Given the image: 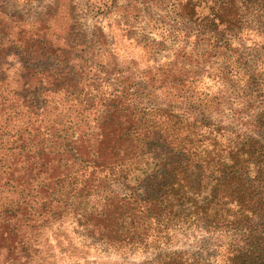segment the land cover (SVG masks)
Returning <instances> with one entry per match:
<instances>
[{
    "label": "trees",
    "instance_id": "16d2710c",
    "mask_svg": "<svg viewBox=\"0 0 264 264\" xmlns=\"http://www.w3.org/2000/svg\"><path fill=\"white\" fill-rule=\"evenodd\" d=\"M164 6L190 30L142 82L107 73L103 90L60 82L81 75L70 67L25 65L18 90L52 93L39 101L6 93L0 75L3 261L29 262L63 228L101 250L144 254L137 264H264V0ZM36 41L14 43L39 57ZM192 52L223 57L212 77L226 86L227 118L215 114L223 99L201 93L198 72L177 60ZM48 102L67 109L44 120ZM180 238L201 251L171 246Z\"/></svg>",
    "mask_w": 264,
    "mask_h": 264
},
{
    "label": "rangeland",
    "instance_id": "374dc122",
    "mask_svg": "<svg viewBox=\"0 0 264 264\" xmlns=\"http://www.w3.org/2000/svg\"><path fill=\"white\" fill-rule=\"evenodd\" d=\"M183 1L189 0H0V75L5 92L23 94L27 99L34 96L39 101L44 97L52 99V93L46 95L39 86L26 93L19 92L17 86L25 79V65L70 67L81 75L76 74L73 79L62 75L60 82L84 83V86L91 83L93 88L99 82L103 90L107 73L112 78L129 76L133 83L142 82V72L147 65L171 62L174 55L179 54H176L178 48L185 44L183 35L190 28L183 18L174 16L164 6ZM27 37L36 39L37 45L45 50L42 56L19 52L20 47L14 42ZM177 60L184 63L191 74L193 69L198 72L194 83L201 93L208 97L218 94V98L223 99L215 114L227 118L230 111L226 86L212 77L223 57L203 59L199 53L192 52L190 58L178 57ZM258 65L261 63L253 62L254 70ZM230 78L236 79V76ZM236 83L240 84V80ZM43 105L38 111L44 120L61 117L67 109L63 104L59 107L50 102ZM4 195H7L5 190L0 189V205L6 201ZM202 243L180 238L171 246L178 250L201 251ZM38 246L34 259L29 262L20 259L18 264H137L145 257L133 250H101L83 244L70 230L63 228L47 232L39 239ZM0 264L17 263L3 261L0 256Z\"/></svg>",
    "mask_w": 264,
    "mask_h": 264
}]
</instances>
